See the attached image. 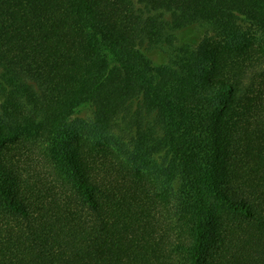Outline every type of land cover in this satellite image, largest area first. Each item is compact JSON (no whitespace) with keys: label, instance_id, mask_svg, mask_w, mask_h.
Masks as SVG:
<instances>
[{"label":"trees","instance_id":"1","mask_svg":"<svg viewBox=\"0 0 264 264\" xmlns=\"http://www.w3.org/2000/svg\"><path fill=\"white\" fill-rule=\"evenodd\" d=\"M200 22L225 41L173 44ZM243 23L264 36V0H0V264H264Z\"/></svg>","mask_w":264,"mask_h":264},{"label":"rangeland","instance_id":"2","mask_svg":"<svg viewBox=\"0 0 264 264\" xmlns=\"http://www.w3.org/2000/svg\"><path fill=\"white\" fill-rule=\"evenodd\" d=\"M244 31L256 40H262L264 38L263 33L257 27L251 26L247 23H243ZM173 44H191L194 46L207 45L217 46L225 41V38L218 34L207 22H200L180 30L175 31ZM174 46V45H171ZM169 50V47L165 49ZM150 57L154 61L155 65H163L169 60V53L159 48H153L148 51ZM4 98L0 94V106L3 103ZM94 119V107L84 106L79 109L71 118V121H80L81 123L91 124ZM113 134L116 136L124 137L121 132V128H114Z\"/></svg>","mask_w":264,"mask_h":264}]
</instances>
